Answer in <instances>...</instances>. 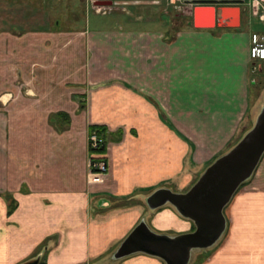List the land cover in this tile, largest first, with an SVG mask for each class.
I'll return each instance as SVG.
<instances>
[{"label": "crops", "instance_id": "crops-1", "mask_svg": "<svg viewBox=\"0 0 264 264\" xmlns=\"http://www.w3.org/2000/svg\"><path fill=\"white\" fill-rule=\"evenodd\" d=\"M38 5L0 0V264H164L112 254L141 219L159 233L192 230L145 197L186 191L253 125L263 101L255 108L248 90L250 36L120 23L62 31ZM90 125L108 132L98 179ZM224 214V234L195 264H264V154Z\"/></svg>", "mask_w": 264, "mask_h": 264}, {"label": "water", "instance_id": "water-1", "mask_svg": "<svg viewBox=\"0 0 264 264\" xmlns=\"http://www.w3.org/2000/svg\"><path fill=\"white\" fill-rule=\"evenodd\" d=\"M192 8L191 24L197 29H212L222 18L228 19L225 28H238L241 24L240 8L224 5L219 16L212 4L216 0H196ZM105 5H112L107 2ZM264 154V104L253 125L225 153L218 156L200 174L197 180L183 192L159 187L145 197L150 210L166 204L174 207L180 216L189 219L194 229L169 235L152 230L141 219L112 254L120 259L135 253L160 258L164 264H189L193 250H205L214 246L226 230L224 208L238 188L253 174ZM40 255L22 264H38Z\"/></svg>", "mask_w": 264, "mask_h": 264}, {"label": "rangeland", "instance_id": "rangeland-1", "mask_svg": "<svg viewBox=\"0 0 264 264\" xmlns=\"http://www.w3.org/2000/svg\"><path fill=\"white\" fill-rule=\"evenodd\" d=\"M130 5L123 3L112 4L111 6H101L94 0H32V4L48 7V12L58 23L56 26L62 31H78L85 27H107L111 23H120L125 27H134L139 29L162 28L166 31H173L170 22L166 21L162 11L168 9L169 16L180 12L184 15L182 24H175V27L190 30L192 26V8L196 2L192 0H158L159 3H149L147 0H131ZM157 1V0H156ZM238 3V0H232L231 3ZM251 0H244L241 4V25L235 29L218 28L214 32H232L239 29V32L250 36L253 32L264 35V21H261L255 13V6L250 3ZM168 3V7H167ZM38 5V7H39ZM18 67V66H16ZM17 80H20L17 79ZM20 91V88L14 89V92ZM249 93L252 97L254 107L259 108L263 101L264 104V60H251L249 67ZM12 90L9 91V98H12ZM7 96H5L6 98ZM8 98V97H7ZM9 99V100H10ZM260 100V102L258 101ZM260 103V104H259ZM149 210V209H148ZM204 253L193 250L191 252L189 264H195L198 259L204 257ZM111 261V259H110ZM113 262V260H112Z\"/></svg>", "mask_w": 264, "mask_h": 264}, {"label": "built area", "instance_id": "built-area-1", "mask_svg": "<svg viewBox=\"0 0 264 264\" xmlns=\"http://www.w3.org/2000/svg\"><path fill=\"white\" fill-rule=\"evenodd\" d=\"M239 2H234V5L239 6L240 12H241V4L244 2V0H238ZM255 6V13L258 15L259 19L261 21H264V0H251L250 2ZM228 19L222 18V20H218L220 24L218 26L224 27ZM249 55L253 60L262 61L264 60V35L253 32L250 35V47H249ZM88 145L91 147H96L98 144L102 142L100 138L95 133H91L88 135L87 138ZM101 158H104L103 155H98ZM88 169L89 174L92 178H100L102 175L105 174L107 168H106V162L104 159H99L97 161H92L89 158L88 161Z\"/></svg>", "mask_w": 264, "mask_h": 264}, {"label": "flooded vegetation", "instance_id": "flooded-vegetation-1", "mask_svg": "<svg viewBox=\"0 0 264 264\" xmlns=\"http://www.w3.org/2000/svg\"><path fill=\"white\" fill-rule=\"evenodd\" d=\"M96 2H99L101 6H107L105 5V3L107 2H112V4H118V3H123L125 5H130L132 3L131 0H94ZM149 3H159L158 0H147ZM232 0H216L214 3H212L215 8H216V15L219 16V8L221 6H224V5H234V3L232 2ZM192 2H196V0H192ZM111 6V5H109ZM167 7H168V3H167ZM241 14L242 12H240V19H241ZM162 15H164V18L166 19V21L170 22V24L172 26H174L175 24L179 25V24H182L181 22H183V19H184V15L180 12H174L173 13V16H169L168 14V9H166V11H162ZM215 29H218V28H225V27H222V26H218L216 24V26L214 27Z\"/></svg>", "mask_w": 264, "mask_h": 264}, {"label": "trees", "instance_id": "trees-1", "mask_svg": "<svg viewBox=\"0 0 264 264\" xmlns=\"http://www.w3.org/2000/svg\"><path fill=\"white\" fill-rule=\"evenodd\" d=\"M176 28H177L176 30L181 29L180 27H176ZM91 133H95L98 136V138H100L102 140V142L100 144H98L96 147H91V146L88 145V151H89V156H90L89 158L92 161H97L99 159H104L105 160V158H101L98 155H100V154L102 155L105 152V147H106L107 138H108V132H107L106 127H104L102 125H90L89 126V130H88V135L91 134ZM13 208H14V203H11L10 207H9V211L11 212V210ZM193 229H194V226H192V230ZM38 264H41V263L39 262Z\"/></svg>", "mask_w": 264, "mask_h": 264}]
</instances>
